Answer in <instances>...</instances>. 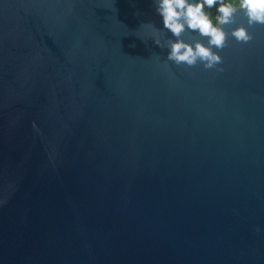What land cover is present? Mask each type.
<instances>
[{"label": "water", "instance_id": "1", "mask_svg": "<svg viewBox=\"0 0 264 264\" xmlns=\"http://www.w3.org/2000/svg\"><path fill=\"white\" fill-rule=\"evenodd\" d=\"M249 33L205 70L166 60L153 0H0V264H264Z\"/></svg>", "mask_w": 264, "mask_h": 264}, {"label": "clouds", "instance_id": "2", "mask_svg": "<svg viewBox=\"0 0 264 264\" xmlns=\"http://www.w3.org/2000/svg\"><path fill=\"white\" fill-rule=\"evenodd\" d=\"M153 3L163 29L172 36L166 45L158 39L153 42L167 48L166 60L177 66L201 64L205 70L213 69L222 63L218 53L226 46L229 36L237 43L247 44L252 40L249 28L264 26V0H153ZM212 9H215V16ZM237 14L245 17L247 27L239 25L229 33L225 29L236 23ZM185 32L194 33L200 39L194 43L185 42L182 39Z\"/></svg>", "mask_w": 264, "mask_h": 264}, {"label": "trees", "instance_id": "3", "mask_svg": "<svg viewBox=\"0 0 264 264\" xmlns=\"http://www.w3.org/2000/svg\"><path fill=\"white\" fill-rule=\"evenodd\" d=\"M211 12H212V15L215 16V13H216L215 9H212Z\"/></svg>", "mask_w": 264, "mask_h": 264}]
</instances>
